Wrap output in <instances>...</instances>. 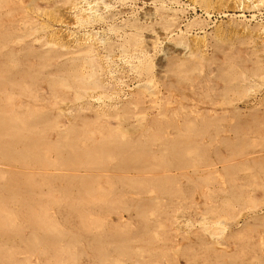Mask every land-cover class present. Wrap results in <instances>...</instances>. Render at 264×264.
Here are the masks:
<instances>
[{"label": "rangeland", "instance_id": "1", "mask_svg": "<svg viewBox=\"0 0 264 264\" xmlns=\"http://www.w3.org/2000/svg\"><path fill=\"white\" fill-rule=\"evenodd\" d=\"M0 264H264V0H0Z\"/></svg>", "mask_w": 264, "mask_h": 264}, {"label": "bare ground", "instance_id": "2", "mask_svg": "<svg viewBox=\"0 0 264 264\" xmlns=\"http://www.w3.org/2000/svg\"><path fill=\"white\" fill-rule=\"evenodd\" d=\"M150 13V12H149ZM147 17L149 19H152L154 17V15L152 14H149L147 15ZM157 32V31H156ZM170 33H168L167 31H161L160 33H157V34H150V37L148 39V43L146 45L147 49L150 50V49H154L155 47L158 48L157 46L159 45V43H162L163 41L169 39ZM171 38V37H170ZM143 47V45H142ZM145 49V48H144ZM171 52H169L170 54ZM135 54V53H134ZM166 54V53H165ZM165 54H164V57H165ZM179 55L187 58V57H191L193 56V52L187 47V46H183L181 49H180V52H178ZM160 55V54H159ZM162 57V58H164ZM144 83V82H143ZM153 82H151V86L153 87L152 85ZM155 86V85H154ZM155 90V89H154ZM155 92V91H154ZM157 93V92H156ZM155 93V94H156ZM151 95V94H150ZM157 95V94H156ZM208 224V223H207ZM208 226V225H207ZM216 226V225H215ZM210 228V227H209ZM218 233V232H217ZM212 234V233H210ZM218 237V236H217Z\"/></svg>", "mask_w": 264, "mask_h": 264}]
</instances>
